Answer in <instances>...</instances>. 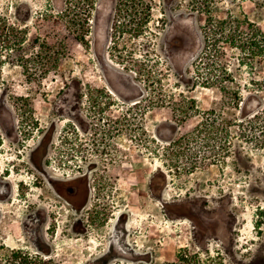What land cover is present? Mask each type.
Wrapping results in <instances>:
<instances>
[{
  "label": "rangeland",
  "instance_id": "374dc122",
  "mask_svg": "<svg viewBox=\"0 0 264 264\" xmlns=\"http://www.w3.org/2000/svg\"><path fill=\"white\" fill-rule=\"evenodd\" d=\"M239 23L264 31V0H0V264H264V55L226 42Z\"/></svg>",
  "mask_w": 264,
  "mask_h": 264
},
{
  "label": "trees",
  "instance_id": "16d2710c",
  "mask_svg": "<svg viewBox=\"0 0 264 264\" xmlns=\"http://www.w3.org/2000/svg\"><path fill=\"white\" fill-rule=\"evenodd\" d=\"M216 30L214 29V31ZM217 33L218 32H216V34ZM224 35L226 42L232 48H237L243 52L247 59L250 57L253 58L256 55H264V31L261 28L252 27L251 24H249V26L244 29L242 24L239 23L228 30V32H225ZM13 44L16 45V42H13ZM190 260L191 262L188 264H207V262L194 258ZM10 264H46V261H43L38 255L18 250L14 252V259Z\"/></svg>",
  "mask_w": 264,
  "mask_h": 264
},
{
  "label": "flooded vegetation",
  "instance_id": "af4514ba",
  "mask_svg": "<svg viewBox=\"0 0 264 264\" xmlns=\"http://www.w3.org/2000/svg\"><path fill=\"white\" fill-rule=\"evenodd\" d=\"M3 174H5V169H3L2 171L0 169V177H2ZM9 188H10V180H5V179L0 180V198L1 197L3 198L4 196L7 195ZM125 213H126V211H122L121 217H123ZM2 214H3V208H2V205L0 204V227H1V219L3 218ZM130 226H131L130 224H126L125 223V225H124L125 232H128V230L130 229ZM121 236H123L122 233H121V235H118L116 237L115 242H114L115 245L119 244V242L122 241L121 240L122 239ZM124 244H122L121 246L118 245L117 247H119V251L120 252L126 254L129 251L128 249H132V246H131L128 238H125ZM136 254L137 255H143L144 253H142L140 251H137Z\"/></svg>",
  "mask_w": 264,
  "mask_h": 264
}]
</instances>
